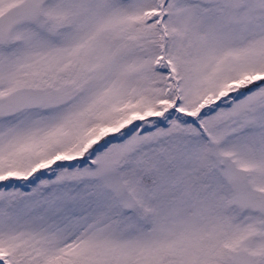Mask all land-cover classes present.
<instances>
[{"label":"snow or ice","instance_id":"1","mask_svg":"<svg viewBox=\"0 0 264 264\" xmlns=\"http://www.w3.org/2000/svg\"><path fill=\"white\" fill-rule=\"evenodd\" d=\"M0 264H264V0H0Z\"/></svg>","mask_w":264,"mask_h":264}]
</instances>
